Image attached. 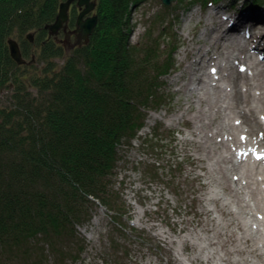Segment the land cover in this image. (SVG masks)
Returning <instances> with one entry per match:
<instances>
[{
  "label": "trees",
  "instance_id": "trees-1",
  "mask_svg": "<svg viewBox=\"0 0 264 264\" xmlns=\"http://www.w3.org/2000/svg\"><path fill=\"white\" fill-rule=\"evenodd\" d=\"M62 1L0 0V92H10L0 104V264L77 262L87 248L77 227L92 220L97 205L106 208L115 235L103 254L130 249L123 219L128 206L114 188L120 152L145 127L148 111L166 106L161 77L176 69L178 17L152 15L134 44L133 9L145 0H96L97 24L88 41L65 53L43 28ZM259 6L260 0L242 5ZM76 8L68 29L75 27ZM9 38L24 57L36 49V70L12 60ZM155 170L169 185L168 173ZM129 257L124 253L114 264Z\"/></svg>",
  "mask_w": 264,
  "mask_h": 264
},
{
  "label": "rangeland",
  "instance_id": "rangeland-1",
  "mask_svg": "<svg viewBox=\"0 0 264 264\" xmlns=\"http://www.w3.org/2000/svg\"><path fill=\"white\" fill-rule=\"evenodd\" d=\"M224 1L204 5L202 0H192L186 5L177 0L165 6L160 0H145L133 9L131 43L144 38L151 16L160 12L167 20L178 17L174 31L180 45L174 54L175 71L161 77L166 86V106L148 111L145 127L120 152L114 188L128 206L123 219L130 249H119L118 256L103 254L115 235L106 208L97 205L92 220L77 227L87 248L77 262L66 264H114L124 253H130L126 264H264V173L242 174L244 165L264 172L260 155L264 146L256 144V135L242 132L238 126L241 119L232 108L234 88L226 73L234 69L225 57L233 51L228 59H235L237 52L232 48L236 45L229 43L231 47L226 49L228 42L222 40L220 55L211 61L213 54L202 60L198 54L211 49L206 39L210 34L208 30L204 33V27L210 25L212 13L217 11L221 18L229 14L241 40L255 25L257 47L262 52L264 36L258 22L249 15L237 20L247 0H235L233 10L230 0ZM261 3L264 5V1ZM194 59L206 64L198 75L196 70L201 65ZM57 62L61 65L63 59ZM36 67V62L25 66L30 72ZM251 67L241 66L249 84L242 82L241 90L264 125V98L262 102L258 99L264 94V77L259 86L263 88H256L252 73L257 69ZM9 95V91L2 90L0 104L6 103ZM231 137H238L239 143ZM241 142L249 145L247 151L253 150L250 156H241L245 145ZM223 144L230 149L223 148ZM157 167L160 173H168L169 185L156 177ZM41 264L56 263L46 259Z\"/></svg>",
  "mask_w": 264,
  "mask_h": 264
},
{
  "label": "bare ground",
  "instance_id": "bare-ground-1",
  "mask_svg": "<svg viewBox=\"0 0 264 264\" xmlns=\"http://www.w3.org/2000/svg\"><path fill=\"white\" fill-rule=\"evenodd\" d=\"M262 1H264V0H260V2H262ZM248 9L249 10H247L243 13L240 12L237 15V17H238L237 20L244 19L243 15H249V19L254 20L255 22H258L259 31H260L261 35L264 36V7L261 10H256V9H259L256 7H252V8H248ZM250 9H252V10H250ZM227 11L229 12V10H227ZM93 14H95V13H93ZM229 18H230L229 14H226V16L224 18L223 17L221 18L220 13L218 11L215 13H212V21H211V23H209L210 29L208 28L209 26H207V24L204 23L207 26V27H204V29H205L204 33H206L208 30V34L207 33L206 34L208 36L210 34L209 38L207 37L206 39H207L208 43L211 45V49L207 50L205 52H202V53H201V51H198L199 52L198 54H199V57L201 60L203 59L204 56H209V55L213 54L212 56H210L209 61H211V60H215L216 56L220 55V51H222L221 50V47H222L221 43L223 42L222 40L228 42V44L224 47L226 49L228 47H231V45H229V43L236 45V47L232 48L233 50H236V52H237L235 54V59H233L231 61H230V59H228L229 57L232 56V53H234L233 51L227 57H225V58H227L225 60H227L226 62L229 64L230 68L234 69V71L231 74H230V72L226 73L227 74L226 76H228V78L232 81L233 88H234V91L231 95L232 108H234L235 111L237 110L238 119L239 118L241 119L240 122L238 121V126L240 129H242V132L246 133L249 136L256 135V137H257L256 144H258L259 146H264V125L261 122V120L258 118V116L256 115L255 109L252 107L251 102L248 100V95L244 94L243 91L241 90L242 82L246 83L248 81L246 75H242L243 70H241V69H243V68H241V66L249 67V65H250V66H252L250 69L255 67L257 70L252 73L253 78H254L255 83H256L255 87L262 89L264 86L263 85L262 87H259L262 84V82H260V81H263V77H264V69H263L264 67H262L260 64H261V62H264V61L259 62V60L255 56V54L257 53L256 41L258 39L256 36L257 35L256 29L258 30V28H256L255 25L254 26L252 25L251 26L252 32L249 34V36L246 37L245 40H243V39L241 40V34H238L235 31V30H237V28H235V25L232 26ZM237 20H234L235 23ZM236 25H238V24H236ZM260 28H263V29L260 30ZM7 45H8V42H7ZM199 48H197V50ZM20 50H21V47H20ZM230 50H227V51H230ZM35 51H36V49L32 48L31 49V52H32L31 55H29L28 57H24L25 63L23 65L26 66V65H31V64L35 63V60H36ZM262 53H264V52H262ZM194 62H197L198 64L200 63V65L203 66V67H201V66L198 67V69L196 70V74L198 75V73L200 71L202 72L205 69L204 67L206 64L202 65L201 62H203V61H198L197 59H194ZM242 62H244V63H242ZM247 62H248V64H246ZM236 63H238V64H236ZM219 65H220V63H219ZM259 67H261V68H259ZM196 74L192 73V75H196ZM199 79H200V83L204 82V79L202 76H201V78L199 77ZM192 83L193 82H190V84H192ZM246 85H249V84L246 83ZM245 92H247V91H245ZM263 98H264V94L262 93L261 95H259L258 99L262 102ZM242 132H240V133H242ZM231 138L234 139L235 143H239V142H237L238 137H231ZM223 148H225L226 150H229L230 146L223 144ZM250 155H251V151L248 152V156H250ZM263 173L264 172L262 170H259L258 167H256V166L253 167L251 165H247L246 167L244 165L243 172H242V174H248V175H253V174L254 175H257V174L260 175ZM224 180L228 181V178L226 175H224ZM225 184L227 185V182ZM254 193H255V191H254Z\"/></svg>",
  "mask_w": 264,
  "mask_h": 264
},
{
  "label": "water",
  "instance_id": "water-1",
  "mask_svg": "<svg viewBox=\"0 0 264 264\" xmlns=\"http://www.w3.org/2000/svg\"><path fill=\"white\" fill-rule=\"evenodd\" d=\"M160 1L165 6H170L173 2H176V0ZM74 2L79 10L76 17L75 27L71 31L72 33H75L73 46L86 43L95 28L97 15L92 14V12L95 10L96 0H65L60 2L54 21L45 24L43 27L47 30L49 36H56L61 29H65L69 20V10ZM71 32H66L63 42H68V37ZM26 38L30 43H32L34 41L33 33H27ZM7 42L11 58L18 65H23L25 63V59L21 53L19 43L14 38H9Z\"/></svg>",
  "mask_w": 264,
  "mask_h": 264
},
{
  "label": "flooded vegetation",
  "instance_id": "flooded-vegetation-1",
  "mask_svg": "<svg viewBox=\"0 0 264 264\" xmlns=\"http://www.w3.org/2000/svg\"><path fill=\"white\" fill-rule=\"evenodd\" d=\"M72 7V6H71ZM71 9V8H70ZM78 10V8H76ZM69 13H70V10H69ZM94 13V11H93ZM92 13V14H93ZM71 32L72 29H68V28H65V29H61L58 34L54 37L56 38V41L58 43H61V45L64 47V50H65V53H68L70 50H72L75 46H73V42L75 40V33H70L69 37H68V42H63L64 41V38H65V35H66V32ZM32 49V48H31ZM24 57V56H23Z\"/></svg>",
  "mask_w": 264,
  "mask_h": 264
}]
</instances>
